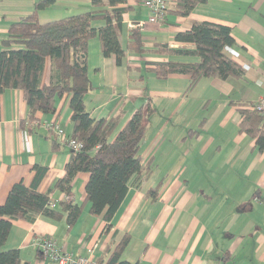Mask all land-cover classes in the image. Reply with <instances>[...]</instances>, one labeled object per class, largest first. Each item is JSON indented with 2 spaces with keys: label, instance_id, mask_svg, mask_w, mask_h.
Wrapping results in <instances>:
<instances>
[{
  "label": "crops",
  "instance_id": "obj_1",
  "mask_svg": "<svg viewBox=\"0 0 264 264\" xmlns=\"http://www.w3.org/2000/svg\"><path fill=\"white\" fill-rule=\"evenodd\" d=\"M41 1L51 3L39 12L42 24L93 9L92 0H0V53L10 26L33 13ZM144 1L127 0L124 5L128 10L120 34L127 53L123 66L115 56H104L98 38L89 43L93 89L86 107L92 118L120 115V131L138 109H153L141 150L142 175L131 181L111 231L103 232V217L91 214L88 204L73 228L66 219L43 216L34 223L14 221L4 250H19L24 263L56 264L44 259L35 244L36 237L48 236L62 251L97 263L129 234L131 242L123 258L132 264H264V154L254 139L240 132L242 116L234 105L264 100V0H207L187 18L168 14L165 25L139 27L149 17ZM192 21L232 29L236 45L225 55L245 70L243 78H207L188 91L190 77L173 74L159 80L146 71V64L190 63L197 58L128 51L129 34L136 26L142 30L146 49L156 44L181 48L175 37L191 29ZM93 25L99 29L104 22ZM51 81L52 61L47 59L43 82ZM69 102V95L58 99L56 113L39 114L30 130L21 126L29 113L23 92L8 89L0 95V205L14 185L32 183L35 167L47 168L39 187L44 194L65 176L72 150L44 124L59 121L72 135ZM55 142L60 145L57 150ZM150 165L153 173L146 178ZM89 177L80 173L74 180L77 203L86 199ZM161 182L157 199L148 197ZM51 198L58 204L65 195L54 190Z\"/></svg>",
  "mask_w": 264,
  "mask_h": 264
},
{
  "label": "trees",
  "instance_id": "obj_2",
  "mask_svg": "<svg viewBox=\"0 0 264 264\" xmlns=\"http://www.w3.org/2000/svg\"><path fill=\"white\" fill-rule=\"evenodd\" d=\"M207 0H174L167 13L189 17L195 8ZM127 0H92L93 9L59 21L42 24L39 12L49 7L48 1L38 2L35 10L9 28L4 50L0 53V95L8 89L20 90L27 106L28 117L22 128L33 130L38 115L55 114L58 99L70 96L72 111V138L83 146L72 157L65 168V176L57 180L48 193L39 187L47 173L46 167H35L32 183L19 182L10 191L5 204L0 205V264L24 263L19 250L5 251L14 221L34 223L39 216L53 221L66 219L73 228L87 205L90 213L102 216L104 233L112 229V220L125 200L131 181L143 172L142 145L144 143L151 107L138 109L122 130L121 116L110 119H94L86 107L87 95L93 86L88 74V52L91 40L98 38L105 57L115 56L123 66L127 53L120 41ZM104 22L97 29L94 23ZM175 42L181 48L169 44H156L146 49L142 30L136 26L129 34L128 51L143 55L155 53L164 56L197 58V62L178 61L151 62L146 71L159 80L180 74L190 77L188 91L194 90L203 79L243 78L245 70L225 55V51L236 45L229 26L206 21H192L191 29L180 31ZM192 46L193 48H186ZM47 59L52 61V81L44 84ZM262 102V101H261ZM234 103L242 116L240 132L255 140L256 148L264 154V110L258 111L260 103ZM60 145L55 142L54 149ZM152 165V164H151ZM151 165L146 178L152 175ZM80 173L89 174L86 199L77 203L74 199L73 183ZM162 182L152 188L147 196L156 200ZM58 190L65 199L56 204L51 194ZM131 242L129 234L123 235L115 248L107 250L96 264H132L123 258Z\"/></svg>",
  "mask_w": 264,
  "mask_h": 264
},
{
  "label": "built area",
  "instance_id": "obj_3",
  "mask_svg": "<svg viewBox=\"0 0 264 264\" xmlns=\"http://www.w3.org/2000/svg\"><path fill=\"white\" fill-rule=\"evenodd\" d=\"M173 2L174 0H145L143 6L149 11V17L147 22H142L138 24V26L144 27L147 24L156 26L165 25L168 22L167 11ZM257 109L258 111L264 110V100L260 103V106H258ZM44 127L60 138L62 143L68 146L72 152H79L82 150L83 146L81 143L75 138H72L71 135H68L64 129H62L59 121L45 123ZM52 206L55 208L56 204L53 203ZM35 244L39 248L44 259L52 260L56 264H96L95 261L89 258L78 257L72 253L62 251L58 247L57 242L48 236L36 237Z\"/></svg>",
  "mask_w": 264,
  "mask_h": 264
}]
</instances>
